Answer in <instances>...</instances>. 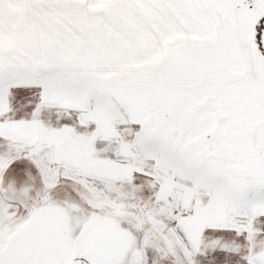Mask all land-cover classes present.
<instances>
[{
  "label": "snow or ice",
  "instance_id": "snow-or-ice-1",
  "mask_svg": "<svg viewBox=\"0 0 264 264\" xmlns=\"http://www.w3.org/2000/svg\"><path fill=\"white\" fill-rule=\"evenodd\" d=\"M160 2L127 61L0 21V264H264V0Z\"/></svg>",
  "mask_w": 264,
  "mask_h": 264
},
{
  "label": "crops",
  "instance_id": "crops-1",
  "mask_svg": "<svg viewBox=\"0 0 264 264\" xmlns=\"http://www.w3.org/2000/svg\"><path fill=\"white\" fill-rule=\"evenodd\" d=\"M0 9L9 16L5 46L9 33L14 43L40 35L54 48L111 62L171 47L186 22L178 6L160 0H4Z\"/></svg>",
  "mask_w": 264,
  "mask_h": 264
},
{
  "label": "rangeland",
  "instance_id": "rangeland-1",
  "mask_svg": "<svg viewBox=\"0 0 264 264\" xmlns=\"http://www.w3.org/2000/svg\"><path fill=\"white\" fill-rule=\"evenodd\" d=\"M9 16L7 15V14H5L4 13V9H0V21H2V23H3V25H4V22L5 21H8V18ZM13 17L15 18V19H12L13 20V23L15 24V25H18L19 26V24H17L18 23V17H17V15H13ZM17 22V23H16ZM18 31H13V33H17ZM14 38H17V37H14ZM5 47H7V46H5Z\"/></svg>",
  "mask_w": 264,
  "mask_h": 264
}]
</instances>
